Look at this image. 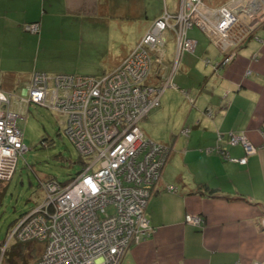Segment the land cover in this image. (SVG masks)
Segmentation results:
<instances>
[{
    "label": "crops",
    "instance_id": "1",
    "mask_svg": "<svg viewBox=\"0 0 264 264\" xmlns=\"http://www.w3.org/2000/svg\"><path fill=\"white\" fill-rule=\"evenodd\" d=\"M178 3L0 0V88L12 95L11 108L28 117L33 103L22 98L34 72L100 75L113 69L152 22L165 10L176 12ZM33 21L40 22L38 33L23 27ZM188 34L196 46L181 54L173 74L169 70L176 45L174 37L169 38L166 74L176 86L167 87L159 106L139 123L148 137L174 148L146 207L155 232L133 243L121 264H264V22L225 64L205 32L193 27ZM97 56L107 63L92 61ZM214 63L220 64L217 69ZM184 126L191 128L187 135L181 133ZM230 131L244 133L257 150L246 154L242 144H230ZM216 145L230 158L247 156V161L208 150ZM1 183L0 199L5 193ZM169 184L176 191L167 190ZM187 213L201 214L203 226L186 222ZM14 244L7 249L12 252ZM0 264H7L5 257Z\"/></svg>",
    "mask_w": 264,
    "mask_h": 264
},
{
    "label": "built area",
    "instance_id": "2",
    "mask_svg": "<svg viewBox=\"0 0 264 264\" xmlns=\"http://www.w3.org/2000/svg\"><path fill=\"white\" fill-rule=\"evenodd\" d=\"M262 22L264 0H226L219 5L179 0L176 12L165 10L122 62L103 74L34 72L28 97L22 99L63 116L64 132L84 157L83 168L67 182L40 180L44 201L13 223L6 242H1V254L13 239L35 240L44 245L36 264H121L133 243L155 232L146 207L174 149L148 137L139 124L159 106L163 91L176 86L166 74L169 38L174 37L176 45L169 70L173 74L181 54L196 46L188 34L191 28L207 34L225 64ZM23 27L38 33L40 22H25ZM219 65L214 63L213 68ZM152 77L159 81L152 82ZM11 100L12 95L0 88V180L8 181L26 149L18 120L26 119L27 113L12 109ZM189 131V126L181 129L186 135ZM260 132L264 146V125ZM227 141L242 144L246 154L258 148L242 132L230 131ZM212 148L230 158L219 145L208 150ZM230 159L245 163L247 156ZM166 189L176 191L171 184ZM185 221L201 227L204 217L187 213Z\"/></svg>",
    "mask_w": 264,
    "mask_h": 264
},
{
    "label": "rangeland",
    "instance_id": "3",
    "mask_svg": "<svg viewBox=\"0 0 264 264\" xmlns=\"http://www.w3.org/2000/svg\"><path fill=\"white\" fill-rule=\"evenodd\" d=\"M218 1L220 3L225 0ZM100 59L97 56L92 61L104 66L106 60ZM62 121L63 116L59 113L35 103L29 108L28 117L26 115V119L18 120L26 149L18 156L11 180H0L2 188H5L0 199V241L6 242L13 223L22 213L44 201L45 194L39 180L53 177L67 182L83 168L84 157L64 132ZM12 241L16 240L10 243ZM37 242L35 245H20L25 255L19 257L23 259L21 264H33L37 244L43 248L42 242Z\"/></svg>",
    "mask_w": 264,
    "mask_h": 264
},
{
    "label": "trees",
    "instance_id": "4",
    "mask_svg": "<svg viewBox=\"0 0 264 264\" xmlns=\"http://www.w3.org/2000/svg\"><path fill=\"white\" fill-rule=\"evenodd\" d=\"M51 178H53V177H51ZM39 185H40V180H39ZM21 215H23V213ZM34 241L35 240H32V241H16V244L11 246V248H14V249H12V252L9 250L10 248H8V249L6 248L2 254H1L2 251H1V242H0V262H2L4 257H5V259L7 260V264H17L18 263L17 258L19 260H21L19 257L25 256L22 252L23 251L22 248H20V245H28V246L29 245H35V242H37V241H35V242ZM37 243H39V242H37ZM42 245H43V243H42ZM41 247L42 246L39 244H37V246H36L35 259H37V260L40 256V252L43 249V248L41 249ZM22 260H21V262H22ZM37 260H36V262H37Z\"/></svg>",
    "mask_w": 264,
    "mask_h": 264
},
{
    "label": "water",
    "instance_id": "5",
    "mask_svg": "<svg viewBox=\"0 0 264 264\" xmlns=\"http://www.w3.org/2000/svg\"><path fill=\"white\" fill-rule=\"evenodd\" d=\"M263 222H264V220H263ZM257 264V263H256Z\"/></svg>",
    "mask_w": 264,
    "mask_h": 264
},
{
    "label": "bare ground",
    "instance_id": "6",
    "mask_svg": "<svg viewBox=\"0 0 264 264\" xmlns=\"http://www.w3.org/2000/svg\"><path fill=\"white\" fill-rule=\"evenodd\" d=\"M40 105V104H39Z\"/></svg>",
    "mask_w": 264,
    "mask_h": 264
}]
</instances>
